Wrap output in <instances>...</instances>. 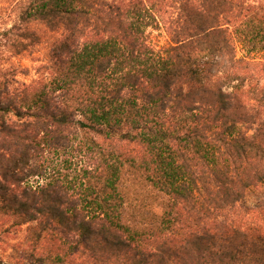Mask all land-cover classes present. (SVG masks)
<instances>
[{"label": "trees", "instance_id": "obj_1", "mask_svg": "<svg viewBox=\"0 0 264 264\" xmlns=\"http://www.w3.org/2000/svg\"><path fill=\"white\" fill-rule=\"evenodd\" d=\"M24 23L61 34L42 78L0 80V215L35 261L264 264V0H28ZM126 170L169 197L157 227L124 222Z\"/></svg>", "mask_w": 264, "mask_h": 264}, {"label": "rangeland", "instance_id": "obj_2", "mask_svg": "<svg viewBox=\"0 0 264 264\" xmlns=\"http://www.w3.org/2000/svg\"><path fill=\"white\" fill-rule=\"evenodd\" d=\"M28 0H0V80L10 88L20 89L38 81L47 68L53 65V48L61 39L38 23H24ZM28 31L35 37H29ZM150 42L163 47L169 44L164 29L149 30ZM125 197L123 218L126 224L157 227L169 202V197L153 187L139 172L126 170L121 180ZM264 201V187L248 197L247 204L254 206ZM33 225L18 226L13 220L0 215V264H39L32 257L26 238ZM79 262L83 258L78 259Z\"/></svg>", "mask_w": 264, "mask_h": 264}]
</instances>
